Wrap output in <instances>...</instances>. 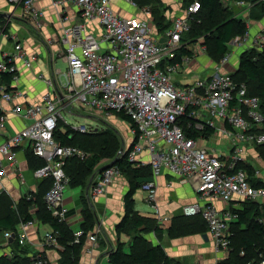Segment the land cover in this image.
Returning a JSON list of instances; mask_svg holds the SVG:
<instances>
[{
	"label": "built area",
	"instance_id": "obj_1",
	"mask_svg": "<svg viewBox=\"0 0 264 264\" xmlns=\"http://www.w3.org/2000/svg\"><path fill=\"white\" fill-rule=\"evenodd\" d=\"M115 1H53V6L63 12L67 6L78 10L77 20H71L67 13L63 15L60 35L56 41H49L60 45L59 52L68 63V71L65 80L60 82V89L52 78L40 74L39 77L54 91L31 104L18 102L20 92L9 90L6 84L0 85L1 98L12 104L10 113L30 121L0 144V183L8 175V170L17 166L18 150L24 144L29 145L46 162L35 169L36 178L53 179L44 196L47 209L58 221L66 222L69 209L65 199L70 178L64 166L67 159H85L88 154L79 147L56 141L54 131L63 120L62 111L75 114L77 108H84L95 114H123L134 121L135 127L131 128L133 142L124 148L122 156L127 155L129 161L140 166L149 164L152 167V177L142 185L147 193L146 201H156L157 179L163 172L182 182L193 183L198 198L182 207L183 215H201L208 224L215 248L228 251L232 225L239 219L237 203H232L233 199L264 201V186L253 184L247 169V166L255 168L256 175L260 172L250 157L258 145L264 144L261 100L248 94L245 83L235 82L231 72L223 71L230 59L231 45L236 48L247 46L248 33L230 42L229 51L214 64L209 77L182 84L180 75L189 71L186 66L197 57V53L191 46L192 54L180 55L179 51L186 45L183 35L190 31L202 8L201 1H190L183 14L173 19L171 26L164 31V41L154 36V28L147 19L118 13ZM125 1L147 15L151 14L149 6L140 7L136 0ZM234 3L244 7L250 5L245 1ZM24 7L34 20V28L42 30L44 12L34 7V0H24ZM263 47L264 31L247 49ZM202 49L206 52L203 43ZM39 57L38 52L24 51L18 42L15 51L0 60V74L10 73L13 81H17L20 70L16 59L22 58L26 68L30 69ZM61 90L64 96L60 99L58 92ZM9 115L6 110L0 114L3 134L7 131ZM222 139L229 143L227 151L217 148ZM121 175L115 164L105 168L91 187V195L105 194ZM20 180L24 182L23 176ZM220 202L225 205L221 206ZM155 207L159 223H162L167 218ZM37 224L39 222L32 218L22 223L18 235L6 231L7 244L13 235L20 245L27 244L28 230ZM74 235L73 243H81L85 232L81 229ZM88 238L95 247L96 233L88 234ZM41 244L43 248H60L58 231H45ZM93 250L87 249L90 253ZM4 254L13 256L10 250ZM30 257L32 264H52L44 250L32 252ZM88 264L98 262L94 259ZM248 264H264V255Z\"/></svg>",
	"mask_w": 264,
	"mask_h": 264
},
{
	"label": "crops",
	"instance_id": "obj_2",
	"mask_svg": "<svg viewBox=\"0 0 264 264\" xmlns=\"http://www.w3.org/2000/svg\"><path fill=\"white\" fill-rule=\"evenodd\" d=\"M53 1L54 0H34V7L43 11L45 15L44 28L42 30H37L34 28V20L31 14L27 13L25 10L24 0L21 2L0 0V60L6 55L13 53L15 51V45L18 42L22 44L24 51L28 53L38 52L40 55L38 61H36L30 69L26 68L22 58L16 59V64L20 70L19 79L13 81L10 86L11 90L21 93L17 101L23 104L41 101L46 93L54 91L53 87L39 77L40 74H44L46 78H52L56 87L60 89V82L65 80V74L68 71V68L64 71V69L58 65V61H62L68 66V63L60 55V45L57 42L52 44L49 41H56L60 35V31L64 25L63 15L67 13L71 20H77L78 10L73 6H67L63 12L61 8L53 6ZM157 3L158 6L161 4L163 16L169 22H172L176 16L183 14L186 9L185 0H158ZM115 10L124 16H139L147 19L154 28V36L161 41L165 40L164 31L158 29L152 12L147 15L140 8L130 5L125 0H116ZM246 17L251 20L252 27L250 31L252 29L254 32L248 33L247 46L235 48L231 59L223 66V71L232 73L237 70L240 56H237V54L235 55V52L240 53L249 46L251 47L256 36L264 29V23H261L264 18L261 20H254L250 18L249 14H246ZM244 19L246 20V18ZM208 57L214 64L216 63L210 56ZM214 66L215 65H211L205 57H196L190 65L186 66V69H188L190 73L188 71L185 72L186 74H184V76L180 75L182 77V84L189 83L195 78L209 77L213 72ZM1 75L2 74H0V80ZM3 84L5 83L0 81V85ZM58 96L60 99L63 98L64 92L61 90L60 93L58 92ZM11 107L12 104H9V102L3 100L0 96V114L3 110H6V112L10 114L7 122L6 134L0 131V144L7 139L8 135H13L16 131L30 124L29 120L10 113ZM28 151H30L29 145L26 144L18 150L17 166L15 168H10L8 170V175L4 178L3 182L0 183V196L5 195L8 198L12 209H18V204L24 198L31 199L32 202L29 204L28 209L30 213L34 214L33 219H36L39 224L30 227L28 230L29 242L25 245H21V247H27L28 249L27 253L24 255L30 256L32 252L44 250L52 264H60L63 246L61 245L60 248H43L41 244L43 233L49 229L55 230V228L50 223L42 222L36 215V206L38 205L36 198L41 195L43 196L47 186V182H44V180L47 179L52 184L53 179L36 178L34 174L36 168L35 163L39 160L34 155L32 159H29L27 155ZM254 151V155L250 157V160L257 169L260 168V172L256 175V169L251 167V170L254 172L255 179L264 181V158L257 148ZM252 157L258 162L257 165L252 162ZM143 159H146V156H144ZM100 165L91 172L85 185L73 186L69 184L66 192L65 202L69 209L66 223L70 225L74 232L82 229L83 199L86 200L95 216L94 230L89 231L87 234L96 233L97 245L93 247L92 241L89 240L88 235L86 236L79 264H88L94 259L98 261V264H110L109 255L118 247L119 243H123L124 250L128 252L132 240V237L126 232L121 234L116 232V227L124 216V196L129 188V184L127 186L126 183L127 178H124L125 175L122 174L117 182L111 186L105 194L97 197L90 194V189L100 173L96 172V170L100 169ZM21 176H23L24 182H21ZM68 177L70 178L69 175ZM157 182L159 188L156 205L161 215L167 219L160 223L164 228L161 234L152 231L144 233V236L153 244H161L169 257L178 262V264H218L219 261L227 258L229 255L228 252L216 250L213 240L210 234H208L209 229L206 230L205 233H192L179 237H171L169 235L167 228L171 225L173 217L183 215L182 207L187 203L195 202L198 198V194L193 183L182 182L169 175L167 172H163L158 177ZM170 182L172 186L169 185ZM242 202L244 201L240 198H235L232 203H237V208H240ZM149 205L154 209L151 213H142L138 210L137 205L136 209L143 215H151L157 218V208L150 203ZM220 205L224 206L225 203L220 202ZM259 205L260 210L264 213V201L259 202ZM23 222L25 221L22 220L16 226L17 231L12 232L18 235V231L21 229ZM205 235H207V237H205ZM15 240L16 239L11 241L9 239L7 244L4 233L0 232V256L11 258L12 256L9 257L4 254L5 251L9 250L13 252V255L15 254L14 246H12ZM90 248H94L91 253L87 251V249Z\"/></svg>",
	"mask_w": 264,
	"mask_h": 264
},
{
	"label": "trees",
	"instance_id": "obj_3",
	"mask_svg": "<svg viewBox=\"0 0 264 264\" xmlns=\"http://www.w3.org/2000/svg\"><path fill=\"white\" fill-rule=\"evenodd\" d=\"M192 0H185L187 7ZM201 10L195 21L192 23L190 31L183 35V41L186 43L179 51V54L188 52L192 54L189 47L202 39L203 45L206 47L207 55L215 62L220 61L229 51V44L235 37H244L248 33L247 20L238 17L234 11V7L238 6L234 2L245 1L251 4L250 18L261 20L264 18V0H200ZM140 7L149 6L156 21V25L160 31H166L172 24L165 19L161 11V4L158 6V0H136ZM232 78L238 84L245 83L248 94L258 96L261 100L264 111V47L262 49L249 48L241 53L239 67L231 74ZM2 83L11 89L13 75L3 73L1 75ZM125 120L131 128L135 127L134 121L123 114H117ZM62 121V120H60ZM54 131V137L57 142L62 145H76L79 143L83 147L88 157L81 159L71 157L66 160L65 171L70 176V185H85L91 172L100 165L105 159L115 158L117 156L118 147L113 146L112 140L107 136L102 137L99 144L94 145L87 140L76 130L67 128L66 131L60 130L59 124ZM94 139V136H87ZM106 144V146L103 145ZM101 147V148H100ZM257 150L264 158V144L258 145ZM27 155L29 159L33 155L39 161L35 163L36 168L45 165V160L37 156L29 147ZM91 152L93 156H91ZM90 155V156H89ZM92 157V158H91ZM115 165L118 166L123 175L126 176L129 184V189L124 196V216L116 227V232L121 234L126 232L129 234L130 229H135V234L132 235L129 251L124 250L123 243H120L109 255L110 264H178L169 257L165 248L161 244H153L149 241L144 233L154 231L157 234L163 232V226L158 222L157 218L149 215H143L136 209L135 195L142 188L144 182L150 179L153 175L151 165H138L127 159V155H123L116 159ZM248 169L250 180L256 186H264L263 181H258L254 177V172L251 167ZM43 196L36 198L38 203L36 215L42 222L50 223L59 233V242L63 246L61 250L60 264H79L81 251L85 243V238L89 231H93L95 227V216L91 211L85 199L82 200V230L85 235L81 238V243H73L75 238L74 230L71 229L68 223L60 222L54 218L48 211L44 196L51 187L49 180ZM31 199H23L18 204V209L10 207V201L5 195L0 196V232L17 231L16 226L23 220L27 221L33 218V213H30L28 207ZM239 219L232 225L233 235L231 236L232 250L222 264H248L255 261L264 255V213L260 210L258 202L244 201L240 208ZM130 226V228L128 227ZM208 224L201 215L185 216L177 215L173 217L171 225L167 228L171 237H179L192 233H205L208 230ZM137 230V232H136ZM238 243V247L235 243ZM234 245V246H233ZM14 246V255L11 258L0 256V264H32L30 256H25L27 247H21L16 239ZM234 249V250H233ZM244 252V254H242ZM24 255V256H23Z\"/></svg>",
	"mask_w": 264,
	"mask_h": 264
},
{
	"label": "rangeland",
	"instance_id": "obj_4",
	"mask_svg": "<svg viewBox=\"0 0 264 264\" xmlns=\"http://www.w3.org/2000/svg\"><path fill=\"white\" fill-rule=\"evenodd\" d=\"M251 6L252 5L250 4V5L246 6V7H244V6H237V7L235 6L234 7V11H235V13L237 14L238 17L246 18L248 31H249L248 33H250V32L253 33L254 32V31H252V29L250 31V28L252 27L251 26V20H249V18L246 17V14H250V12H251L250 11ZM261 23H264V20ZM263 31H264V29H263ZM191 48L194 49V51L197 53V58H199L200 56L201 57H205V59L211 65H214V63L207 56V54H206L207 52H204V50L202 49V42L201 41H199L198 43L197 42L193 43L191 45ZM235 48H236V45H231V52H230V55H229L230 59L232 57V54L234 53ZM240 53H242V51ZM240 53L235 52V55L237 54V56H240ZM58 65L61 68H63L64 71H66L67 68H68V66L65 63H63L62 61H58ZM74 113L75 114H69L65 110L62 111L61 114H62V118H63L64 121L63 120L60 121V124H59L60 130L66 131L67 128H71L73 130H76L80 134H85V136H83V137L86 138L87 140L91 141L94 145L99 144L100 146H101L100 140L102 139V137L107 136L109 139L112 140L111 144H113V146H117L118 147L117 156L115 158H109V159L107 158V159H105L103 162L100 163L101 165H100L99 168H101L104 165H107V164H110L112 162H115L118 157L122 156V150L125 147H127V145H130V143L133 142V133H132V130H131V126L125 120H123L119 115H115V114H111V115L95 114L94 112L89 111V110L84 109V108H82V109L77 108ZM87 136H94L93 137L94 139L92 140V139L88 138ZM221 143L222 144H220L217 147L218 150L219 151H225V150L227 151L228 150V145H229L227 140L226 139H222ZM76 145L77 146L79 145L80 148L83 147L79 143H77ZM103 145L106 146L105 143H103ZM91 154H92L91 156H93L92 152H91ZM251 159H252V162L255 165L258 164V162L255 160L254 157H252ZM96 172L98 173V170H96ZM97 173H96V175H97ZM124 178L126 179V176H124ZM118 179H119V177H118ZM117 180H116V182H117ZM127 181H126V183H127V186H128V182ZM123 183L125 184L124 181H123ZM91 189H90V194H91ZM70 190H71V188H70ZM146 197H147V193L145 191H143L142 188H140L138 190L136 196H135L136 205H137L138 210H140L142 213H151L154 209L146 201ZM156 203H157V198H156V201H153L150 204H152L154 206H157ZM97 208H98V206H97ZM149 216H151V215H149ZM158 222H159V220H158ZM128 227L130 228V226H128ZM136 232H137V230H136ZM134 234H135V229H130V231H129L130 237H132V235H134ZM208 234H209V232H208ZM13 240H14V238H13ZM130 240H131V238H130ZM235 244L238 247V243L236 242ZM231 250H232V246L230 244L229 250L228 251H224V252H228V254H230ZM224 259H222V260H224Z\"/></svg>",
	"mask_w": 264,
	"mask_h": 264
},
{
	"label": "water",
	"instance_id": "obj_5",
	"mask_svg": "<svg viewBox=\"0 0 264 264\" xmlns=\"http://www.w3.org/2000/svg\"><path fill=\"white\" fill-rule=\"evenodd\" d=\"M124 150V149H123ZM123 150H122V153H123ZM119 158V157H118ZM115 164V162H112V163H110V164H107V165H104V166H102L99 170H98V172H101L102 170H104L105 168H107V167H109V166H112V165H114ZM205 237H207V235H205ZM13 238H14V235H13V237L11 238V241H13Z\"/></svg>",
	"mask_w": 264,
	"mask_h": 264
},
{
	"label": "bare ground",
	"instance_id": "obj_6",
	"mask_svg": "<svg viewBox=\"0 0 264 264\" xmlns=\"http://www.w3.org/2000/svg\"><path fill=\"white\" fill-rule=\"evenodd\" d=\"M9 16V15H8ZM5 22V21H4ZM236 38V37H235ZM236 69V68H235ZM238 69V68H237ZM242 204V203H241Z\"/></svg>",
	"mask_w": 264,
	"mask_h": 264
}]
</instances>
